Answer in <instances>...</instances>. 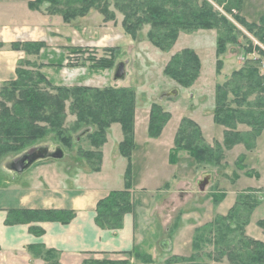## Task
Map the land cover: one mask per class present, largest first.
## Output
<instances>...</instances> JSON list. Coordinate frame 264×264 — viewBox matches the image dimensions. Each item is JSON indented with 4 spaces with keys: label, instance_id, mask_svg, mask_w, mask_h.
Returning <instances> with one entry per match:
<instances>
[{
    "label": "trees",
    "instance_id": "16d2710c",
    "mask_svg": "<svg viewBox=\"0 0 264 264\" xmlns=\"http://www.w3.org/2000/svg\"><path fill=\"white\" fill-rule=\"evenodd\" d=\"M214 1L219 5L226 2L223 8L227 12H231L232 9L238 12L241 10L242 0ZM111 2L123 16L121 26L125 34L134 38L140 28L147 24L150 26L147 34L149 41L164 51L173 46L179 31L216 29L218 32L215 47L217 73L221 70L223 62L221 56L225 52L226 44H238V32H235L232 24L206 0H34L28 5L47 15L59 14L63 22L70 24L92 10L102 14L104 20H112L114 12L109 8ZM236 16L264 46V13L258 23H248L242 17ZM41 47H44L43 42H16L11 45V48L22 50L29 55L37 54ZM108 51L110 57H90L86 60L94 62L92 67L96 70L110 69L115 65L116 50L108 49ZM253 51H257L260 57H264V51L260 47L250 41L247 42L245 53L251 54ZM30 63L26 59L20 60L16 68V78L3 83L0 87V159L8 153L24 150L32 143L44 138L49 132L60 136L59 142L71 148L72 136H63L66 132L63 129L66 103L69 102V111L75 116L71 129L73 134H77L75 137L80 138L79 134L82 131L90 129L85 137L94 147V152L80 150L79 153L86 159L89 169L96 171L101 165V147L106 141L108 128L111 124L118 123L123 136L118 144V150L128 160L124 174L125 185L123 189L113 190L97 202L94 222L101 229H120L124 215L131 212L133 208L130 193V158L135 147L136 96L134 90L129 87L98 88L86 85L66 87L49 84L54 91L50 92L39 86L40 82L49 83L47 76L39 70V66L44 65L40 64L37 67ZM255 63L258 64L261 61L246 59L242 68L233 71L224 83L215 86L213 120L223 127L222 142L214 141L213 145L209 144L194 120L182 118L174 134L173 147L170 151L171 163L175 162L178 152L184 151L194 159L197 166L220 167L225 158V151L233 146L242 144L246 150H252L255 139L264 129V74L259 73ZM28 65L35 67L28 69L26 68ZM200 69V59L195 51L184 48L170 56L163 72L180 86L189 87L198 78ZM251 96L254 98L250 99ZM169 119L170 113L159 104L153 103L148 120L149 137L160 135ZM239 125L247 126L248 130H239ZM254 175L257 176V173L255 172ZM240 205L248 210L246 214L249 216L256 203L245 205L238 200L227 215L216 218L217 224L211 229L216 239H214L216 260L220 262L222 257L226 256L231 264H264V242L244 235L242 226L247 223L246 214L244 221L237 222V224L240 223L236 227V232L238 231L239 234L236 243L238 251L234 252V249L226 254L223 245H219L222 248L218 246V240L221 242V238H225L226 231L235 232L226 221L236 220L234 215ZM74 216L75 212L72 210L15 209L8 211L5 223L57 221L67 224ZM258 224L264 227V220L258 221ZM29 230L38 235L43 232L36 225L30 226ZM200 237L201 231L194 237L195 249H198ZM28 248L35 253L44 250L42 245H30ZM126 254L127 257L124 260L103 262L131 264L129 259L134 257L140 260V264L154 263L151 256L144 252ZM44 259L46 264H59L55 251L45 250ZM192 259V256L184 258L173 255L165 260V264H191Z\"/></svg>",
    "mask_w": 264,
    "mask_h": 264
},
{
    "label": "rangeland",
    "instance_id": "374dc122",
    "mask_svg": "<svg viewBox=\"0 0 264 264\" xmlns=\"http://www.w3.org/2000/svg\"><path fill=\"white\" fill-rule=\"evenodd\" d=\"M206 1L232 24L235 32H238V44H226L225 52L221 56L223 62L219 73L216 72L215 47L218 36L216 29L179 31L173 46L164 51L149 41L147 34L150 26L147 24L140 28L134 38L125 34L121 26L123 16L114 8L112 2L109 7L114 12L112 20H104V16L96 10H92L70 24L63 22L59 14L49 15L52 17V31L57 30L58 33L62 34V37L64 35L67 38L59 39L57 35H53L50 46L48 45L45 50L41 47L37 53L39 55L45 52L43 61L41 58L35 57V54H30L34 55V60H28V58L26 60L37 67L40 64L44 65L39 66V70L47 76L49 83L40 82L39 86L50 92L54 91L49 84L66 87L86 85L98 88L113 86L133 89L136 96L134 129L135 112L139 123L136 129L133 155H135V160L144 166L142 168L139 164L137 169L141 173H145V178L151 179L153 187L156 189L158 187L157 193L161 191L163 194L162 197H157L155 204H152L153 196H146L149 206L147 208L148 215L150 214V206L155 207L157 204L161 206V209L156 213L153 212L151 217L153 219L155 216L165 217L166 227L170 229L169 232L172 234L179 226L183 229L197 215L203 216L202 218L210 217V220L205 223H203L205 219H198L201 223L195 227L192 234L190 250H187L189 251L188 256L178 254L177 256L184 258L192 256L191 264H231L226 256H223L220 262L216 260V246L214 244L216 239L211 229L215 228L217 224L216 218L227 215L238 200H241L245 205L255 202L256 205L249 216L246 214L248 210L240 205L241 209L237 208L235 215L233 213L236 220L228 219L226 221V223H230L231 229H234L235 232L226 231L225 238H221V242L218 240V246L223 245L226 254L230 250L238 251L236 243L239 234L238 231L236 232V227L240 224L237 222L245 220V214L248 219L247 223L242 226L244 235L250 237L247 234L249 233L253 237L264 238V227L258 224V221L264 220V129L255 139L252 150H246L242 144L226 150L225 158L220 167L197 166L194 159L184 151L178 152L175 162L171 163L170 148L182 118L194 120L209 144L213 145L214 141L222 142L223 127L217 125L213 120L215 86L224 83L233 71L242 68L246 59L250 58L261 61V63L255 64L259 73L264 74V57H260L257 51H253L251 54L245 53L249 41L263 51L264 46L254 37L253 33L241 24L236 16L242 17L248 23H258L264 13V0H242L239 12L235 9H232L231 12L225 11L223 7L227 4L226 2L219 5L214 0ZM45 15L47 16V14ZM184 48L193 49L201 63L199 76L189 87L180 86L163 72L170 56ZM108 49L116 50L115 65L112 68L96 70L92 67L94 62L86 60L90 57H110ZM120 62L124 63L125 75L123 78L115 77V69ZM35 66L28 65L26 68L32 69ZM253 98L254 96H251L250 99ZM153 103L159 104L168 111L170 119L160 135L149 138L148 120L150 107ZM68 105L69 102L66 103V119L63 125L66 132L63 136H72L71 148L59 142L60 136L58 137L54 132H49L44 138L37 140L24 150L3 156L0 159V168L7 167L14 159L16 161L31 151L48 150L51 153L53 151L57 153L59 147L67 153L73 152L72 155L77 153L76 157L71 160L73 162L81 160L89 168L86 159L81 156L79 151L94 152V147L85 137L90 129L87 128L82 131L79 134L80 138L75 137L77 134L75 135L71 131L75 116L70 113ZM114 124L116 123L111 124L110 127ZM118 125L117 123V127ZM238 129L246 131L248 127L239 125ZM120 131L121 129L119 133ZM114 138V130L109 131V146L114 143ZM145 139L150 140L152 144L145 143ZM255 172L257 176L254 175ZM146 186L152 188L151 183ZM156 189L154 188V191ZM167 190L174 193L170 195L169 191L166 193ZM152 223L159 225L160 222L153 220ZM198 230L201 231V237L198 242V249H195L193 241L195 235L200 233ZM156 233L159 235L154 233L152 235L151 232H148V236L145 237L148 239L145 249L151 253L147 254L153 259V264H165L164 260L175 254H168L170 251L163 249L158 229ZM162 235V237H166L168 234L163 231ZM179 237L186 238V233L181 231ZM230 238L232 240H229ZM227 241L231 242L228 243ZM181 247L186 249V245ZM164 252H166L165 255L168 254L167 258L163 255ZM40 254L45 257V250L42 249ZM116 258L112 256L94 258L88 260L87 264H105L103 261L120 260ZM129 261L131 264H140V260L134 257L130 258Z\"/></svg>",
    "mask_w": 264,
    "mask_h": 264
},
{
    "label": "crops",
    "instance_id": "0c3cea01",
    "mask_svg": "<svg viewBox=\"0 0 264 264\" xmlns=\"http://www.w3.org/2000/svg\"><path fill=\"white\" fill-rule=\"evenodd\" d=\"M30 1L34 0H0V87L16 78V68L20 60H34V55L28 56L22 50L11 48L13 43L43 42L42 49L45 50L50 46L53 35H57L59 39L67 38L64 35L62 37L57 30L52 31V17L30 8ZM35 55L42 61L45 59V52ZM135 114L134 142L139 124L137 113ZM120 129L117 123L108 128L106 141L101 147V165L96 171L87 168L81 160L73 162L71 159L77 153L72 155L73 152L67 153L61 148L58 149L59 156H54V151H31L33 161L22 171L14 169V164L21 157L16 161L14 159L7 167L0 168V264H46L43 255L30 250V245H42L44 250L55 251L59 264H84L88 260L104 256L124 260L126 253L132 252L151 254L145 249L148 240L145 237L148 232L159 235L156 233L157 229L163 249L170 251L168 254L188 256L192 234L201 223L198 219H205V223L210 217L202 218L203 216L197 215L183 229L179 226L172 234L166 227L165 217H151L161 206H150L149 216L146 196H153L152 204H155L157 197H162L163 194L161 191L158 194V187H153L151 179L145 178V173L137 169L140 163L135 160L134 149L130 158L132 211L124 215L122 227L118 230L101 229L95 224L97 202L111 191L123 189L125 185L124 174L128 160L118 150V144L123 138L122 131L119 133ZM113 130L114 143L109 146V131ZM145 143L152 144L146 139ZM149 183L152 188L146 186ZM173 193L170 192V195ZM15 209L72 210L75 216L67 224L57 221L6 224L8 211ZM153 220L160 222L159 225L152 223ZM35 225L43 230L41 234H34L29 230L30 226ZM163 231L170 235L162 237ZM181 231L186 233V238L179 237ZM247 234L264 242V238ZM183 245H186V249L181 247ZM168 254L165 255L166 258Z\"/></svg>",
    "mask_w": 264,
    "mask_h": 264
},
{
    "label": "water",
    "instance_id": "95a60500",
    "mask_svg": "<svg viewBox=\"0 0 264 264\" xmlns=\"http://www.w3.org/2000/svg\"><path fill=\"white\" fill-rule=\"evenodd\" d=\"M123 64L124 63H122V62H120L118 65H117V67H116V69H115V77H119V78H123L124 77V70H123ZM173 92H174V90H173ZM58 153V154H57ZM57 153H55L54 154V156H56V155H59V150L57 151ZM32 161H33V156H32V154H31V152L30 153H27L26 155H24L23 157H21L18 161H17V163H15L14 164V169L16 170V171H22V170H24L29 164H31L32 163Z\"/></svg>",
    "mask_w": 264,
    "mask_h": 264
}]
</instances>
